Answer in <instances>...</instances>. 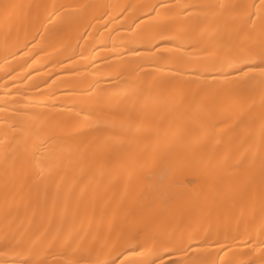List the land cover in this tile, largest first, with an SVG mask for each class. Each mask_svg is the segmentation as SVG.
<instances>
[{
	"label": "bare ground",
	"instance_id": "6f19581e",
	"mask_svg": "<svg viewBox=\"0 0 264 264\" xmlns=\"http://www.w3.org/2000/svg\"><path fill=\"white\" fill-rule=\"evenodd\" d=\"M264 0H0V264H264Z\"/></svg>",
	"mask_w": 264,
	"mask_h": 264
},
{
	"label": "snow or ice",
	"instance_id": "6c2138e0",
	"mask_svg": "<svg viewBox=\"0 0 264 264\" xmlns=\"http://www.w3.org/2000/svg\"><path fill=\"white\" fill-rule=\"evenodd\" d=\"M251 70H256L257 68L260 69L262 73H264V62H262L260 65H252L250 66Z\"/></svg>",
	"mask_w": 264,
	"mask_h": 264
}]
</instances>
